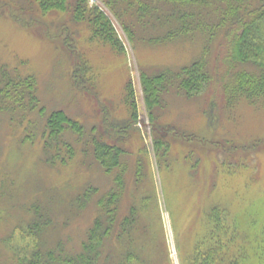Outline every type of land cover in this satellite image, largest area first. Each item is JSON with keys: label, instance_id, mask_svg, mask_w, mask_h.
Here are the masks:
<instances>
[{"label": "rangeland", "instance_id": "1", "mask_svg": "<svg viewBox=\"0 0 264 264\" xmlns=\"http://www.w3.org/2000/svg\"><path fill=\"white\" fill-rule=\"evenodd\" d=\"M8 1L15 7L25 5L23 0ZM98 3L106 9L100 0H90L91 5ZM33 12L35 20L26 25L14 19L9 9L0 7V65L35 74L46 116L63 109L83 124L86 140L104 135L126 149L122 214L128 212L139 192L151 195L172 262L180 264L196 232L204 227L209 210L217 203L229 204L241 229L250 236L253 263L264 264V110L246 102L232 112L225 107L222 92L234 72L223 51L228 37L225 31H219L210 46L213 84L192 98L175 90L168 92L156 124L145 105L142 70L154 74L191 63L208 41L205 33L155 44L147 39L157 33L142 26L141 35L146 38L132 42L115 17L125 47L122 52L93 42L89 26L73 21L69 13L44 16ZM69 43L93 67L97 82H85L93 93L79 89L72 80L75 54ZM129 80L138 103L135 120L124 103ZM104 108L109 112L104 113ZM29 116L15 127L8 114L0 112V184L4 182L0 240L15 230L24 215L26 218L22 203L38 194L57 211V234L63 235L70 248H78L96 214L97 197L113 187L118 170L105 171L94 159L91 146L84 148L85 142L82 145L70 132L65 138L74 144L76 156L68 165L57 162L51 166L45 161L44 141L37 138L35 130L36 125L41 132V113L37 110ZM24 134L28 136L25 142L21 141ZM158 140L170 145L165 157L156 152ZM62 153L67 157L66 150ZM90 185L98 192L81 215L73 214L69 199L64 206L59 203L60 198ZM12 238L19 248H32L33 236L27 230H15ZM7 255L0 244V264H12Z\"/></svg>", "mask_w": 264, "mask_h": 264}, {"label": "trees", "instance_id": "2", "mask_svg": "<svg viewBox=\"0 0 264 264\" xmlns=\"http://www.w3.org/2000/svg\"><path fill=\"white\" fill-rule=\"evenodd\" d=\"M100 1L106 9L100 3L91 5L90 0H23L25 5L19 7L8 0H0V7L9 9L14 19L26 25L35 20L34 10L44 16L69 13L73 21L89 26L93 42L106 43L114 51L125 52L115 17L132 42L146 38L141 35L142 26L157 33L147 39L155 44L190 37L199 31L205 33L208 41L201 55L191 63L183 64L176 70L163 68L154 74L142 70L145 105L152 122L156 124L168 92L175 90L192 98L213 84V69L209 65L210 46L218 32L225 31L228 37L223 42V51L227 52V63L234 71L222 92L225 107L232 112L246 102L264 110V0ZM26 13L30 16L25 17ZM70 47L75 54L72 80L79 89L93 93V89L85 83L97 82L93 67L88 59L75 53L71 44ZM124 103L129 108L130 118L137 119L138 103L131 80L125 88ZM37 110L41 113L43 125L41 132L36 125L35 130L37 138L44 141L47 163L51 166L57 165V162L68 165L69 159L76 156L74 144L65 138L70 132L82 145L85 142L84 148L91 146L94 159L105 171L117 169L118 173L113 187L97 197L96 214L78 248H70L63 235L57 234V211L41 200L38 194L27 204L22 203L26 218L24 215L14 228L24 233L27 230L33 236V244L29 250L14 245L12 235L15 230L1 239L0 244H3L12 264H173L163 224H159L155 217L151 195L139 192L128 212L122 214L121 203L127 186V168L123 161L126 149L104 138V135H94L86 140L83 124L63 109L53 110L46 116L35 74H22L17 69L0 65V112L8 114L13 125L18 127ZM103 111L109 112L107 108ZM27 138L24 134L21 141L25 142ZM169 146L158 140L156 152L165 157ZM63 150L68 153L67 157ZM3 183L0 184V199L4 195ZM97 192V187L86 186L68 195L70 197L60 198L59 203L64 206L69 199L73 214L79 216L92 203ZM2 212L0 208V217ZM248 237L247 231L238 224L231 206L217 203L209 210L204 227L196 232L192 246L180 259V264H254L249 250L252 242L249 243Z\"/></svg>", "mask_w": 264, "mask_h": 264}, {"label": "water", "instance_id": "3", "mask_svg": "<svg viewBox=\"0 0 264 264\" xmlns=\"http://www.w3.org/2000/svg\"><path fill=\"white\" fill-rule=\"evenodd\" d=\"M175 261H177V260H175Z\"/></svg>", "mask_w": 264, "mask_h": 264}]
</instances>
